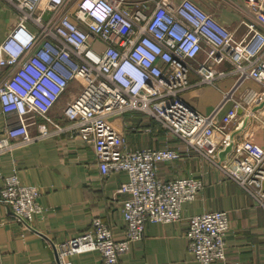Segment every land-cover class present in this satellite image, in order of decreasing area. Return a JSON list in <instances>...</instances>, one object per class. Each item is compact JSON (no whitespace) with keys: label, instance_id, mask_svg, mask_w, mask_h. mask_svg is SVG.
Here are the masks:
<instances>
[{"label":"built area","instance_id":"1","mask_svg":"<svg viewBox=\"0 0 264 264\" xmlns=\"http://www.w3.org/2000/svg\"><path fill=\"white\" fill-rule=\"evenodd\" d=\"M226 1L249 13L240 22L245 27L240 37L195 0H5L16 20L0 40V112L5 117L0 155L69 131L92 145L101 175H127L115 191L126 195L120 204L124 236L114 239L96 216L89 230L57 244V264H71L66 256L92 250L104 264H115L141 239L147 223L179 220L182 203L193 201L203 187L193 175L157 176V163L178 158L179 151L127 147L111 125L113 116L140 111L203 152L201 139L218 136L212 145H229L230 131L240 127L239 109L264 96V0ZM190 74L196 76L194 84ZM228 76L254 80L261 88H246L238 97L233 90L223 92L221 104H232L219 118L215 112L201 113L183 97L193 85L218 87ZM76 80L81 81L78 91L62 108L65 122L54 120L49 112ZM236 145L237 154L251 162L238 172L220 167L264 206V147L251 137L237 138ZM40 193L37 185L23 184L12 173L3 178L0 202L31 228L42 211ZM228 230L225 210L190 215L184 236L193 259L243 264L227 255Z\"/></svg>","mask_w":264,"mask_h":264},{"label":"crops","instance_id":"2","mask_svg":"<svg viewBox=\"0 0 264 264\" xmlns=\"http://www.w3.org/2000/svg\"><path fill=\"white\" fill-rule=\"evenodd\" d=\"M195 1L227 24L237 37L243 34L245 27L240 22L249 15L247 10L238 9L226 0ZM15 20V9L0 0V40ZM190 79L193 84L196 82L194 74H190ZM80 84V80L71 83L67 93L49 112L51 118L65 122L62 108L77 93ZM217 86L193 85L183 92V97L201 113L215 112L219 118L232 104L230 101L221 104L223 92L233 90L232 95L238 97L246 88H261L251 79L237 82L235 76L220 79ZM239 119L240 127L230 131L229 146L212 145L218 139L213 136L198 141L203 152L165 131L155 120L147 121L140 111L126 112L110 119L129 148L168 146L179 151L178 158L157 163V176L172 179L193 175L203 182L196 198L182 203L179 220L147 223L141 239L133 241L128 251L119 254L115 264H201L187 249L184 236L187 220L192 214L212 210L227 211V255L243 264H264V206L236 180L226 176L221 168L238 172L243 164L251 162L237 154V138L251 137L264 147V96L239 109ZM4 122L5 117L0 112V128ZM147 127L150 130H146ZM2 134L0 130V136ZM207 156H212L213 160ZM12 173L17 174L21 183L38 186L42 211L33 219L32 227L26 228L0 202V264H57V244L89 230L96 216L109 226L114 239L124 236L126 223L120 204L126 195L115 191L121 182L127 180V175L121 171L101 175L92 145L80 136L64 131L1 154L0 187L4 176ZM64 259L71 264H104L97 250L68 255Z\"/></svg>","mask_w":264,"mask_h":264},{"label":"water","instance_id":"3","mask_svg":"<svg viewBox=\"0 0 264 264\" xmlns=\"http://www.w3.org/2000/svg\"><path fill=\"white\" fill-rule=\"evenodd\" d=\"M46 17H47V14H44L43 18L46 19ZM228 146H229V145H228Z\"/></svg>","mask_w":264,"mask_h":264},{"label":"rangeland","instance_id":"4","mask_svg":"<svg viewBox=\"0 0 264 264\" xmlns=\"http://www.w3.org/2000/svg\"><path fill=\"white\" fill-rule=\"evenodd\" d=\"M232 125L230 124L229 127H231Z\"/></svg>","mask_w":264,"mask_h":264}]
</instances>
